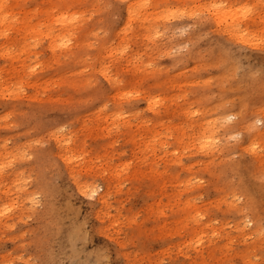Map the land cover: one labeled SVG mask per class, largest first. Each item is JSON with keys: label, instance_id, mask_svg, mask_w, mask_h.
Wrapping results in <instances>:
<instances>
[{"label": "rangeland", "instance_id": "1", "mask_svg": "<svg viewBox=\"0 0 264 264\" xmlns=\"http://www.w3.org/2000/svg\"><path fill=\"white\" fill-rule=\"evenodd\" d=\"M148 2L0 0V162L21 157L0 174V208L6 184L18 205L0 217V264H264L243 211L264 214V46L227 17L157 19L156 5L221 0ZM197 196L221 235L193 247L208 231L189 219Z\"/></svg>", "mask_w": 264, "mask_h": 264}, {"label": "snow or ice", "instance_id": "2", "mask_svg": "<svg viewBox=\"0 0 264 264\" xmlns=\"http://www.w3.org/2000/svg\"><path fill=\"white\" fill-rule=\"evenodd\" d=\"M69 9L73 8L74 6L69 4L67 5ZM141 8H148L151 7L148 0H143V3L139 5ZM156 8L159 9V13L157 15V19L165 20V21H172L176 19H180L186 15H190L192 18L196 20H208L215 18L218 22L220 21L221 17H227L232 21L233 28L235 29V34L243 37L244 42H247L249 38L256 41L260 46H264V31L261 32L259 37H256L255 35L250 34L249 32L244 31L242 25L250 20H253L256 17H259L261 20V23L264 24V0H248V2H242L239 4H228L226 2H211L208 4L203 5H197L193 6L194 9L189 13L188 6H180L175 4H169V5H156ZM131 14V10H130ZM159 34V33H157ZM127 47H124L122 51L120 52V55H123L124 52H127ZM27 71L32 72L35 71V68L29 67ZM105 78L109 80L111 83L110 76L105 73ZM11 95V93H9ZM125 97L131 101L134 97L139 98L140 93L133 91H127L123 94V96L120 97L121 100H123ZM156 102H159L160 97H155ZM148 104L151 106L153 103L152 98H147ZM107 107V105H105ZM189 115L192 117H195L198 115L196 112H192L190 110ZM227 119L229 121L233 120V116H228ZM262 130H264V122H262ZM232 139H239V136L232 137ZM157 141H159V137L156 138ZM200 149L204 150L207 148H210L214 146L211 143L205 142L203 139L198 141ZM218 143V141L216 142ZM160 147L164 150L165 154H167L168 151V144L167 143H161ZM257 150V145L253 144L251 145L250 149H246V151H253L255 152ZM188 153V149H184V154ZM260 154L264 156V148L260 149ZM174 156L180 155L179 152L173 153ZM23 158H29L26 155ZM21 159L19 154H10L9 158H6L5 162H0V174H3L6 169L13 167L16 161ZM107 163V161H106ZM133 166V161H128L123 165L122 168L116 169V175L122 176L123 178L120 181L119 187L123 188L124 185L128 182L127 176H124V173L127 172L128 169H130ZM262 180H264V171L261 172ZM17 185L20 184V181L17 180ZM202 183V181L200 182ZM5 194L10 199V204H4L2 208H0V217L5 216L6 214L12 212L14 208H16L18 205L16 204V195L14 194L13 188L11 185H4ZM23 190V186L15 189V193H18L19 191ZM93 195H95V191L93 190ZM244 197L243 195H235L233 194L231 196L230 201H226L229 203V207L231 208L233 206V202L239 204L241 201H243ZM200 201L201 197H194L189 201V206L196 205V207L192 208L191 213L189 214V219L192 224L194 225H201L204 224L205 227L208 229L207 232L200 231L198 235H196L194 240L189 241V245L196 247L199 245H203L205 243V240H208L209 242L212 240V238H218L221 233L217 231L216 229H219L220 222L219 221H213L212 223H206L205 222V216L208 215L206 210L203 207H200ZM33 203H35V199L33 198ZM198 209V210H197ZM239 210V209H238ZM243 211L247 218L244 220V228L249 229L251 231L253 228L256 229L252 233V236L254 238L259 239L261 244H264V214H261L259 219L254 222V219L251 216H248V213L251 211L250 207L244 206ZM228 227H231L230 225ZM249 237L245 236V240H248Z\"/></svg>", "mask_w": 264, "mask_h": 264}]
</instances>
